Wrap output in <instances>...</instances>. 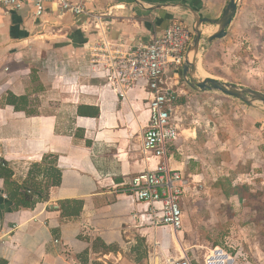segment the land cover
I'll list each match as a JSON object with an SVG mask.
<instances>
[{"label":"crops","instance_id":"crops-1","mask_svg":"<svg viewBox=\"0 0 264 264\" xmlns=\"http://www.w3.org/2000/svg\"><path fill=\"white\" fill-rule=\"evenodd\" d=\"M72 1L104 15L102 25L87 17L62 14L57 7L49 8L42 18L35 16L32 6L0 11V160L13 172L11 181L20 186L26 185L35 164L49 173L52 166L62 173V183L50 188L48 201L18 211L11 209L8 186L0 179V264H164L168 259L178 260L183 251L188 252L179 239L182 233L175 235L142 222L143 206L129 198L131 179L156 166L142 151L149 95L139 87L122 100L105 82L94 79L90 47L100 39L97 27L112 41L133 46L149 42L175 19L193 28L195 13L220 19L229 0ZM204 27L211 30L208 37L218 30L215 25ZM46 68L59 79L53 77L50 82L44 75ZM60 69L68 70L65 80L77 88L69 87L71 92L65 95L72 121L61 117L65 106L44 99L60 97L58 90L67 89L57 73ZM32 70L41 79L36 92L31 89ZM10 94L27 97L24 107L33 113L6 105ZM80 106L99 108L100 117H79ZM171 166L186 175V163L172 159ZM187 177L188 189L204 180L203 175ZM47 181L44 175L38 178L39 183ZM65 200L85 202L80 218H62L59 202ZM97 240L117 246L119 252L104 254L100 247L94 253ZM139 245L144 256L130 261L127 250L140 252Z\"/></svg>","mask_w":264,"mask_h":264},{"label":"rangeland","instance_id":"rangeland-1","mask_svg":"<svg viewBox=\"0 0 264 264\" xmlns=\"http://www.w3.org/2000/svg\"><path fill=\"white\" fill-rule=\"evenodd\" d=\"M207 30L209 34L204 32L202 37L199 76L264 93V0H240L225 39L209 45L211 30ZM66 67L70 69L68 64ZM47 71L44 75L51 82L55 76L51 69ZM57 73L67 89L58 90L60 97L44 99L65 106L61 117L69 119L73 112L68 110L70 101L65 95L71 92L69 87L72 91L77 88L66 82L68 70ZM36 76L32 70L31 89L35 92L37 80H41ZM169 83L179 97L180 141L179 148L172 149L173 161L186 163V177L204 176L187 190L180 241L195 264H264V106L195 90L181 74ZM225 180L232 184L234 194L239 193L237 187L243 188V200L238 194L230 199L224 195L218 184ZM140 247L136 253L127 250L130 261L144 256Z\"/></svg>","mask_w":264,"mask_h":264},{"label":"built area","instance_id":"built-area-1","mask_svg":"<svg viewBox=\"0 0 264 264\" xmlns=\"http://www.w3.org/2000/svg\"><path fill=\"white\" fill-rule=\"evenodd\" d=\"M29 6L34 8L37 18H42L49 8L57 7L62 14L87 17L96 25H102L104 20V15H95L83 2L0 0V11H21ZM97 30L100 39L90 47L92 77L104 81L105 86L122 100L139 87L149 95L146 102L149 118L143 133L142 151L156 166L154 169L148 167L131 179L129 198L143 206L142 222L155 228H167L178 235L184 227L182 205L189 183L180 170L171 166L172 149H178L180 126L176 115L179 97L169 80L182 75L195 39L194 28L184 20L175 19L149 42L133 46L114 42L106 31L99 27ZM164 264L195 262L183 251L180 259H168Z\"/></svg>","mask_w":264,"mask_h":264},{"label":"trees","instance_id":"trees-1","mask_svg":"<svg viewBox=\"0 0 264 264\" xmlns=\"http://www.w3.org/2000/svg\"><path fill=\"white\" fill-rule=\"evenodd\" d=\"M5 104L13 106L17 111H24L28 114L33 113L27 111L26 107H24L28 106L27 97H16L10 94L5 101ZM100 113L99 108L91 106H80L77 110V115L79 117L99 118ZM78 137L83 138L84 136L82 135ZM51 168L52 169L50 170H52V172L50 171L49 173L47 168L42 170V166L40 164L33 165L29 173L28 182L26 185L20 186L16 182L11 181L13 172L6 167V163L4 161L0 160V179H3L8 186V193L11 198L9 202L12 204V210L18 211L20 209H34L37 204L46 202L50 199V188L60 186L62 183V173L56 167L52 166ZM42 175L48 178V181L44 184L38 182V178ZM218 186L222 187L223 193L228 199H230L234 194L233 186L229 181L223 183L220 182ZM235 188L236 187H234V191L236 190ZM237 188L239 193L235 194H238L240 199L243 200V188ZM84 206L85 202L83 200H65L59 202V211L61 212L62 218L75 220L80 218L82 215ZM100 247H102L104 254L119 252V248L117 246H107L100 240L93 243V252L98 253Z\"/></svg>","mask_w":264,"mask_h":264},{"label":"water","instance_id":"water-1","mask_svg":"<svg viewBox=\"0 0 264 264\" xmlns=\"http://www.w3.org/2000/svg\"><path fill=\"white\" fill-rule=\"evenodd\" d=\"M239 1L229 0L222 17L217 20L204 18L198 13H195V39L188 51L187 60L183 68V76L187 83L195 90L201 92H218L251 106L256 104L264 106V93L262 92L255 91L251 88H243L232 83H225L213 78L202 79L199 76L200 50L204 35V26L210 24L218 27L217 32L207 38L209 45H212L214 41L225 39L228 36V29L237 16Z\"/></svg>","mask_w":264,"mask_h":264},{"label":"bare ground","instance_id":"bare-ground-1","mask_svg":"<svg viewBox=\"0 0 264 264\" xmlns=\"http://www.w3.org/2000/svg\"><path fill=\"white\" fill-rule=\"evenodd\" d=\"M204 32H205L206 34H209L210 31H208V30L206 29V30H204Z\"/></svg>","mask_w":264,"mask_h":264},{"label":"clouds","instance_id":"clouds-1","mask_svg":"<svg viewBox=\"0 0 264 264\" xmlns=\"http://www.w3.org/2000/svg\"><path fill=\"white\" fill-rule=\"evenodd\" d=\"M182 73H183V71H182ZM182 75H183V74H182ZM181 233H182V231H181ZM179 234H180V233H179ZM179 234H178V235H179ZM175 235H176V234H175Z\"/></svg>","mask_w":264,"mask_h":264}]
</instances>
